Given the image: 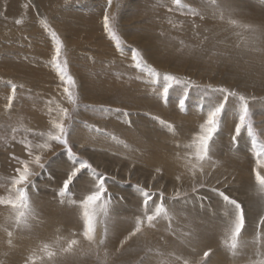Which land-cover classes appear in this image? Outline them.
Wrapping results in <instances>:
<instances>
[{"label": "snow or ice", "instance_id": "1", "mask_svg": "<svg viewBox=\"0 0 264 264\" xmlns=\"http://www.w3.org/2000/svg\"><path fill=\"white\" fill-rule=\"evenodd\" d=\"M114 3L119 10L120 0H105L102 10V31L111 42H114L115 48L122 56L126 54V50L130 52V67L137 73L132 79L144 81L146 86L151 88L153 98L163 101L165 105L168 103L170 93L174 91L177 96L175 109L184 115L189 114L188 101L191 93L195 91L198 94L200 107L197 114L203 119L197 128L187 135L186 142L182 143L179 140V137L184 135L180 127L159 115L143 113L173 138V145L177 150L175 159L181 162L183 168V171L175 176L178 186L174 187L171 196H168L163 185L153 190L152 184L142 186L137 183L134 187L142 200L140 212L133 217L130 230L119 239L118 246L109 252V244L118 238L114 230L113 208L117 202L123 200V197L110 191L111 184L118 183L116 176L98 170V166H95L90 158H85L74 151L76 144L73 136L77 133V126L82 125L89 132L107 136L120 144L124 142L114 134L78 119L82 107V86L70 72V61L64 41L49 21L41 18V27L52 42L50 59L46 66L55 73L59 81L57 88L62 99L49 98L45 101L48 117L45 130L36 131L31 127H23V119L18 115L17 124L23 127L24 135L18 140L17 133L20 127L11 126V136L0 137V143L5 149L11 147L12 143H18L23 145L25 153L24 158L15 154L10 156V160L14 161L16 166L10 175L0 180V189L3 190V194H0V206L9 209L5 222L0 224V230L7 237V246L14 247L13 240L17 230H31L33 223L39 220L40 213L33 206L31 195L33 191H39L37 178L47 173L49 181L59 176L57 202L60 206L77 210L81 230L71 232L69 238L56 236L51 242L40 243L23 258V264H64L69 257H76L78 253L94 257L95 264H118L126 245L134 238L147 237L150 230H158L162 222L166 223L167 233L175 237V246L169 250L167 247L146 245L142 249L143 255H140L136 264H214L218 249L211 245L207 233L201 234L190 227L188 231H178L173 227L174 202L181 199L187 201L191 198L199 209L206 210L211 206L205 205L204 201L209 197L200 195L202 189L213 193L221 204L222 214L218 222L223 249L234 261L241 260L242 264H264V126H257L253 108L250 106L258 98L236 88L198 83L190 76L182 77L171 72L159 71L145 58L148 54L146 50L127 45L122 39L119 34L122 31L120 18L110 11ZM4 7L6 9V5ZM24 7L29 8L31 4H25ZM156 7L167 9L169 14L167 23L173 28L179 23L183 30L184 25L183 22L173 21L171 16L179 13L181 16L190 17L188 29L194 36L201 35L202 25L209 20L214 25H222L221 31L235 37L236 43L232 45V50L222 51L216 55L237 67L243 63L249 70L258 66L264 71V20L257 21L245 16L240 9L233 6V0H165ZM0 17L7 19L3 11H0ZM197 20L201 23H197ZM14 23L19 25L23 21L16 19ZM203 31L209 33L213 32V29L205 28ZM203 39L208 41L210 37L205 34ZM183 43L181 41L182 45ZM201 50L207 51L203 48ZM247 56L256 57V63L245 59ZM254 74L252 71L246 73ZM3 83L10 89L3 107L11 119L14 102L20 103L22 99L18 95V89H23L24 86L11 80ZM256 83L257 81H253V86ZM259 83L264 84V79ZM83 107L84 109L92 107L93 111H98L102 115L115 112L126 118L125 124L130 126L133 123L130 119L132 114L123 108L101 106L97 109L90 105ZM229 115L234 125L229 133V151H239L238 146L242 140L249 144L247 152L251 161L250 175L254 181L252 191L258 197L254 206L256 216L251 218L250 210L232 195L230 189L226 191L210 184L214 171L223 166V162L215 157ZM54 145L61 147L64 160L46 157L47 153L54 152ZM79 147L87 151L83 144ZM124 147L128 148L129 145L124 144ZM54 155L59 156V153ZM131 174L130 169L129 176ZM161 179L163 169L156 167L152 180L158 183ZM186 179L189 188L184 190ZM232 180L235 181V176ZM215 183L227 188L228 177H218ZM81 185L82 187L78 188ZM216 216L217 214L213 212V217ZM249 229L253 233L250 240L246 238ZM76 237H82L83 241L87 242L86 249L82 248L81 239ZM0 264H3V261H0Z\"/></svg>", "mask_w": 264, "mask_h": 264}, {"label": "rangeland", "instance_id": "2", "mask_svg": "<svg viewBox=\"0 0 264 264\" xmlns=\"http://www.w3.org/2000/svg\"><path fill=\"white\" fill-rule=\"evenodd\" d=\"M136 1L128 0L126 4L128 10H126L125 3H121V0L119 10L115 3L110 9L120 18L122 31L119 34L127 45L143 50L144 45L141 42L145 44V49L148 53L145 58L161 72H171L182 77L190 76L198 83L224 85L236 88L246 94L255 95L258 99L250 105L253 108L254 120L258 127L264 126L262 124L264 122V84L258 82L255 86L252 84V80L255 81L254 78L258 79L255 76L259 73L264 74V71H252L255 73L254 75H246L250 71L248 66L241 63L237 67L232 62L221 60L216 55L222 51L232 50V45L236 43L235 37L222 32L221 28L223 26L220 24L214 25L211 20L202 25L200 36H194L188 29L190 17L181 16L179 13L170 17L173 21L183 22V30L179 23H177L175 28L167 23V17H169L167 9L156 7L157 4L164 3L165 0H140L139 6H136ZM64 3L67 4V2ZM25 4H31V7L25 8ZM62 4L60 3V5ZM102 5L104 6V4ZM243 5H246L247 10V12L242 11L245 16L257 21L264 20L261 18V14L264 17V0H233L234 7L239 9ZM19 7L22 18L18 17L17 19L22 20L23 23L19 25L14 23V27H16L18 32L22 27H25L26 23L29 25L34 22L40 25L41 18H46L51 24L50 12L45 11L46 14L39 8L36 0H22V5ZM53 23L55 24H51V26L58 32L61 39L65 41L61 30L58 29V25L62 26V24L54 19ZM197 23L201 22L197 20ZM40 28L43 30L41 26ZM205 28L213 29V32L205 33L203 31ZM168 30L176 31V33L167 35V38H165L164 34ZM11 32L12 30H5L3 33ZM205 34L210 37L208 41L203 39ZM46 35L47 33L44 30L42 32H30L28 34L30 40L24 44L21 42L17 46L20 48L25 46L27 49L33 48L31 43L35 39V41H39L44 51L42 54L46 56V53L51 54L52 50V42ZM126 36L128 37L126 39L128 42L125 40ZM160 36L164 37L161 40L166 41L164 45L160 44ZM96 39L99 38H91L88 43L84 41L85 39L80 38L76 40V44L68 45L66 41L64 43H66V52L70 61V72L82 86V107L78 119L86 121L89 125L104 129L105 132L114 134L124 144L129 145L128 148H125L124 144L117 143L107 136L89 132L82 125L77 126V133L73 136V141L76 144L74 151L85 156V158H90L91 162L98 166V170L116 176L118 181L115 184L110 182V191L117 196L123 197V200L117 202L113 208L114 230L118 238L109 244V252H112L114 247L118 246L119 239H122L123 235H126L127 231L130 230L133 217L140 212L142 200L134 186L137 183L142 186L152 184L153 190H156L163 185L166 195L171 196L174 187L178 186L175 176L183 171L181 162L175 159L177 150L174 148L171 135L166 134L143 113L150 112L152 115H159L161 118L180 127L184 134L179 137L182 143L186 142L187 135L197 128L203 117L197 114L200 105L198 94L195 91L191 93V98L188 101L189 114L179 113L175 109L177 96L174 91L170 93L167 105L163 101L155 100L151 94V88L146 86L144 81L132 79L137 73L135 69L130 67V52L126 50V54L122 56L115 48L114 42L110 40L105 42L101 38L102 42L108 43V45L100 46L99 41ZM181 41L184 42L183 45ZM6 45L10 46L8 43ZM163 46H168L170 49V53L169 51L167 52L172 54L170 57L179 55L175 57V60L177 59L175 63L168 62L165 57L164 61L157 57L159 54L156 55L155 48L161 50ZM202 48L207 51L202 52ZM113 54H116L114 58ZM20 56L21 54H19V58ZM24 56L25 54H23ZM187 57L188 59H186ZM40 58H44L47 62V59H49L40 55L33 62L35 63V60ZM198 58L201 59L198 60ZM246 58H248L247 60H256V57L253 56H247ZM109 59H112V62ZM178 59H182V61L184 59V61L180 63L177 62ZM189 59L191 62L188 61ZM102 62L108 63L112 68L110 66H104V69L102 66L99 68ZM40 67L37 64L35 65V69L38 70L35 77L28 75L17 76L16 72L0 74V137L5 135L10 137L12 134L11 126L20 127L17 124L18 115L23 119V127H31L36 131L45 130L48 122L45 101L49 98L57 100L62 98L58 94L57 84L59 81L55 75H51L45 69L50 74V79L48 80L44 76L42 67ZM84 72H87V74L83 75ZM7 80L24 86L23 89H18V95L22 99L20 103L14 102L11 119H9V114L4 111L3 107L5 97L10 91L3 83ZM83 105H90L97 109L101 106L113 109H126L132 114L130 119L133 123L130 126L125 124L124 120L126 118L115 112L102 115L98 111H93L92 107L84 109ZM23 127H20V131L17 133L18 140L24 135ZM233 127L234 125L229 115L228 124L220 136L219 150L215 157L223 162V166L218 167L214 171L210 184L224 188L226 191L232 185V195H235L234 197L248 207L251 218L256 216L254 206L258 197L252 191L254 181L250 175V154L246 152L249 144L246 140H242L238 146L239 151H229V133ZM29 138L31 137L29 136ZM81 144L85 146L87 151L79 147ZM53 147L54 152L47 153L46 157L64 160L65 157L61 147L58 145ZM54 153H59V156L54 155ZM13 154L24 158L23 145L12 143L11 147L5 149L3 144L0 143V180L10 175L16 166L15 162L10 160V156ZM133 164L135 167H132ZM156 167H162L163 169V179L159 180L158 183L152 180ZM240 167L244 169L242 168L240 172L241 177H238L237 169H240ZM130 169L131 176H129ZM37 171L39 170L37 169ZM219 174L221 176L219 178L228 177L227 188L224 185H216L215 180ZM233 176H235V181L232 180ZM59 183V176L49 181L47 173L37 178L39 191H33L31 201L40 213L39 220L33 223L31 230H17L13 240L14 247L9 248L7 246L6 234L0 230V261H3V264H23V258L40 243L51 242L56 236L69 238L71 232H79L81 230L77 219V210L67 206H60L57 202L56 192ZM79 187H82V185ZM188 188L189 185L186 179L184 190ZM236 192L239 193V196ZM0 194H3L2 189H0ZM189 195L191 197V193ZM200 195L209 197L204 203L206 206H211L207 207L206 210L199 209L191 198L187 201L181 199L174 202L173 212L175 219L173 227L177 228L178 231H188L190 227L197 232H201V234L207 232L211 245L218 249L214 264H221L222 262V264H242L241 260L234 261L221 245L222 235L218 222L219 216L222 214L220 202L207 189H202ZM213 212L217 214L215 218L213 217ZM8 213L9 209L0 206V224L5 222V217ZM120 224H124L122 232H118L117 227ZM165 229L166 223L162 222L158 226V230H150L147 237L134 238L129 245L125 246L126 250L120 256L118 264H136L140 255H143L142 249L146 245L167 247L170 250L171 247L175 246L176 240ZM252 235L253 233L249 229L246 238L250 240ZM76 238L81 239L82 248L86 249L87 242L83 241L82 237ZM14 250L16 253L13 252ZM4 253H7V255H4ZM64 264H95V258L78 253L76 257H69Z\"/></svg>", "mask_w": 264, "mask_h": 264}, {"label": "bare ground", "instance_id": "3", "mask_svg": "<svg viewBox=\"0 0 264 264\" xmlns=\"http://www.w3.org/2000/svg\"><path fill=\"white\" fill-rule=\"evenodd\" d=\"M63 1L64 0H36L39 8H41L44 12L45 11H47L48 13L50 12V17L52 19L51 24H55V23H53V19L56 20L58 23L62 24V26L58 25V29L61 30V33L64 36L62 34L61 35L63 38L65 37L64 40L66 41V43L68 45L76 44L77 43L76 40H78L79 38L85 39L84 41L86 43L90 42L91 38H99L96 40L99 41L100 46L108 45V43H105V42H107L109 39L103 33L102 23H101V21H102L101 15H102V10H103L102 4H105V0H71V1L65 0L64 2H67V4H65ZM60 3H63V4L60 5ZM121 3H125V7H127L126 10H128V6H126V4L128 3V0H121ZM5 5H6V9L4 7ZM20 5H22V0H0V11H3L5 13V16L7 17V19H6L7 21L3 17H0V74L16 72L17 76L28 75V76L35 77L38 73V70L35 69V65L37 64L39 67L41 65V67L43 69L44 76L49 80L50 74L55 75V73L52 72L51 69L46 66L48 62L44 58H40L38 60H35V63L33 62V60L37 59L40 55L44 56L46 59H47V57L50 59V54L46 53L47 57L42 54V53H44V51L42 50V46L40 45L39 41H35V39H33L32 43H31L33 48H30V49H27L25 46L23 48H20L17 46V44H19L21 42L24 44L28 40H30L28 37V34L30 32H34V31L42 32L43 31L40 28L41 24L40 25L35 24L34 22H32L29 25H27V23H26L25 27H22L19 32L16 30V27H14V21L18 17L22 18L21 9L19 7ZM139 5H140V0H137L136 6H139ZM239 9L243 12H247L246 5L241 6ZM253 10L255 11V9H253ZM255 12H257V11H255ZM261 18L264 19V17H262V14H261ZM5 30H12V32L4 34L3 32ZM174 33H176V31L168 30L164 34V36H165V38H167V35H171ZM46 37H47V35H46ZM101 38L105 42H102ZM163 38L164 37H161V36L159 37L161 45H164L166 43V41L161 40ZM126 39H128L127 36H126L125 40ZM126 42H128V41L126 40ZM6 43H8L10 46H7ZM141 44L144 45L143 50H146L145 44H143L142 42H141ZM169 50L170 49L168 48V46L161 47V50L159 48H155L156 55L159 54V55H157V57L160 60L164 61V57H165V60H167L168 62L175 63L177 60V59L175 60V57H178L179 55L170 57V55H172V54H169L170 53ZM168 51H169V53H167ZM19 54H21L20 58H19ZM23 54H25L24 57H23ZM182 55H184V54H182ZM115 56H116V54H113V58ZM49 59H47V60H49ZM186 59H188V57ZM186 59H185V61H186ZM199 59H201V58H198V60ZM246 59H248V58H246ZM250 60L253 61V64L256 63L255 59H250ZM109 61L112 62V59H109ZM183 61H184V59H183ZM183 61H182V59L181 60L178 59L177 62L181 63ZM188 61L191 62L190 59ZM104 63L105 62H102L99 65V68L102 66L104 69V66H106V67L110 66L108 63H105L108 65H105ZM192 64H193V62H192ZM199 65H197V66H199ZM45 69L50 74L48 72H46ZM260 70L261 69L257 66L256 68L251 69L250 71H260ZM84 74H87V72H84L83 75ZM255 77H257L260 81L261 79H264V78H261V77H264V74L259 73ZM254 79H255V81L258 80L256 78H254ZM252 81H254V80H252ZM259 81H257V82L259 83ZM242 168L243 167H240V169H237L238 170V175H237L238 177H241L240 172H241ZM234 170H231V171H234ZM218 177H221L220 174L218 175ZM230 189L232 191V189H233L232 185H230ZM236 193L239 196V193L238 192H236ZM245 207L248 208L247 206H245ZM123 227H124V224L123 225L120 224L117 227L118 232H122ZM13 252H15V250Z\"/></svg>", "mask_w": 264, "mask_h": 264}]
</instances>
